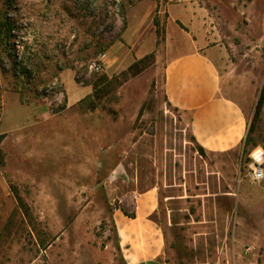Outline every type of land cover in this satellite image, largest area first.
Returning a JSON list of instances; mask_svg holds the SVG:
<instances>
[{
  "label": "rangeland",
  "instance_id": "obj_1",
  "mask_svg": "<svg viewBox=\"0 0 264 264\" xmlns=\"http://www.w3.org/2000/svg\"><path fill=\"white\" fill-rule=\"evenodd\" d=\"M189 2L211 11L222 92L252 120L264 0H0V264H126L109 183L130 150L155 156L167 264H264V179L247 148L201 153L163 92L167 7ZM250 138L264 146V102Z\"/></svg>",
  "mask_w": 264,
  "mask_h": 264
},
{
  "label": "crops",
  "instance_id": "obj_2",
  "mask_svg": "<svg viewBox=\"0 0 264 264\" xmlns=\"http://www.w3.org/2000/svg\"><path fill=\"white\" fill-rule=\"evenodd\" d=\"M167 13L169 51L162 88L168 102L187 119L195 141L206 153L244 148L251 118L222 92L221 71L211 47V11L189 2L168 5ZM170 26L176 34H169ZM182 34L191 37L187 48L170 49ZM246 148L252 163L264 164L262 144L251 142ZM144 153L130 150L111 169L109 190L124 206L113 213L116 236L126 264H167V236L158 218L157 165L152 152ZM129 199L134 206L128 211Z\"/></svg>",
  "mask_w": 264,
  "mask_h": 264
},
{
  "label": "trees",
  "instance_id": "obj_3",
  "mask_svg": "<svg viewBox=\"0 0 264 264\" xmlns=\"http://www.w3.org/2000/svg\"><path fill=\"white\" fill-rule=\"evenodd\" d=\"M2 26L5 27V24H3V22H2L0 27H2ZM11 29H12V25H11L10 21L6 22V32H7L6 36H8V37L10 36L9 34L11 32ZM149 58H150V56H146L145 58L134 62L128 68L129 74L131 76H136V75L140 74L142 71H144L147 68V66H148L145 62ZM263 102H264V87H263V90L261 92V96H260L256 111H255V114H254V116H253V118H252V120L250 122V125H249L248 135H247V137L245 139L244 152L246 151V147L252 142V139L250 138V134L252 132H254V129L256 127V123H257L258 119L260 118ZM90 107L93 109V108H96L97 105L93 104ZM3 140H4V135H0V166H3L4 163H5V156H4L3 149L1 147V144H2ZM199 151L201 153H204V149L201 146L199 148ZM15 196H16V199H17L20 207L23 208L25 210V212H27L28 211L27 206H26L23 198L20 196L19 192L16 191V190H15Z\"/></svg>",
  "mask_w": 264,
  "mask_h": 264
},
{
  "label": "built area",
  "instance_id": "obj_4",
  "mask_svg": "<svg viewBox=\"0 0 264 264\" xmlns=\"http://www.w3.org/2000/svg\"><path fill=\"white\" fill-rule=\"evenodd\" d=\"M94 68L97 71L100 70V66H95ZM250 167L252 179L256 182L262 181L264 179V164L252 163Z\"/></svg>",
  "mask_w": 264,
  "mask_h": 264
}]
</instances>
